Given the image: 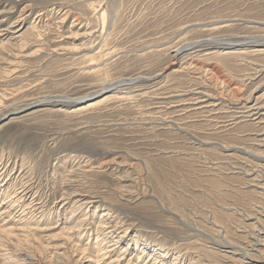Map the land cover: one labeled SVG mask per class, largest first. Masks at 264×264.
I'll use <instances>...</instances> for the list:
<instances>
[{"label": "rangeland", "instance_id": "rangeland-1", "mask_svg": "<svg viewBox=\"0 0 264 264\" xmlns=\"http://www.w3.org/2000/svg\"><path fill=\"white\" fill-rule=\"evenodd\" d=\"M262 37L264 0H0V264H264Z\"/></svg>", "mask_w": 264, "mask_h": 264}, {"label": "bare ground", "instance_id": "bare-ground-1", "mask_svg": "<svg viewBox=\"0 0 264 264\" xmlns=\"http://www.w3.org/2000/svg\"><path fill=\"white\" fill-rule=\"evenodd\" d=\"M262 39H264V38L262 37ZM177 52H178V50H177ZM89 105H90V104H89ZM262 108H263V107H262ZM255 109H256V107H255V108L250 107V113H251L252 115H259V114H260V113H259V112H260V111H259V108H257V111H254ZM262 113H263V112H262ZM25 190H26V189H25ZM19 193H20V192H19ZM21 193H23V192L21 191ZM24 194H25V196L28 195V194H29V191H28V192L25 191ZM70 195H71V194H70ZM21 196H22V195H21ZM21 196H20V197H21ZM25 196H24V197H25ZM28 196H29V195H28ZM69 197H70V196H69ZM23 199H24V198H23ZM31 199H33V198H31ZM66 199H67V198H66ZM23 201H24V200H23ZM30 201H31V200H30ZM30 201H29V203H30ZM66 202H67V200H66ZM32 203H34V202H32ZM30 204H31V203H30ZM65 208H66V207H65ZM261 212H262V211H261ZM68 214H69V212H68ZM71 216H72V215H71ZM75 216H76V215H75ZM68 219L70 220V218H68ZM71 219H72V218H71ZM64 220H65V224H66V223L69 224V221H68L67 219H64ZM71 221H72V220H71ZM76 222H77V221H76ZM81 222H82V221H81ZM81 222H80V223H81ZM73 223H74V222H73ZM77 223H78V222H77ZM81 224H82V223H81ZM261 225H262V224H261ZM69 226H70V225H69ZM74 226L76 227L75 224H74ZM74 226H73V227H74ZM70 227H72V226H70ZM70 227H68V228H70ZM76 228H77V227H76ZM112 229H113V227H112ZM107 232H108V231H107ZM259 242H260V241H259ZM259 242H258V243H259ZM256 244H257V243H256Z\"/></svg>", "mask_w": 264, "mask_h": 264}, {"label": "water", "instance_id": "water-1", "mask_svg": "<svg viewBox=\"0 0 264 264\" xmlns=\"http://www.w3.org/2000/svg\"><path fill=\"white\" fill-rule=\"evenodd\" d=\"M136 81H137V79L131 80V81H129V82H121V83H119V85H124V84L129 85V84H132V83H134V82H136Z\"/></svg>", "mask_w": 264, "mask_h": 264}]
</instances>
